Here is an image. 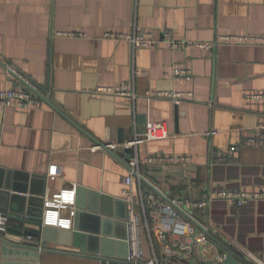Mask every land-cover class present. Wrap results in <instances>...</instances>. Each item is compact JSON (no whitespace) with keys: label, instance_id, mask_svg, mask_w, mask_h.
<instances>
[{"label":"crops","instance_id":"0c3cea01","mask_svg":"<svg viewBox=\"0 0 264 264\" xmlns=\"http://www.w3.org/2000/svg\"><path fill=\"white\" fill-rule=\"evenodd\" d=\"M133 30L149 35L156 46L134 51L128 40L107 37ZM222 36L261 41L219 43L212 53L189 44ZM167 39L188 45L172 49ZM8 68L51 91L41 109H0V175L17 189L41 177L34 179V188L45 192L44 202L64 189L77 191L76 210L88 207L90 191L112 197L111 203L100 201L106 206L99 210L107 217L94 215L110 219L104 226L115 236L124 235L128 206L122 189L131 171L129 159L121 148L114 151L119 160L97 146L118 145L121 131L129 143L149 121L165 122L169 137L140 144L142 162L154 156L191 159L143 163L139 176L161 193L147 191V196L198 201L207 188L264 191V143L244 145L252 136L264 141V101L246 99L264 93V0H0V91L20 85ZM175 70L191 76L176 80ZM133 71L135 103L95 92L131 81ZM148 91L191 96L176 106L170 99L148 102ZM50 165L61 169L55 180L48 177ZM133 189L139 194L137 177ZM3 198L2 191L0 210L5 211ZM208 217L206 227L217 239L250 263L264 264V202L241 209L215 202ZM10 227L40 231L15 221ZM1 237L37 247L41 243L25 235ZM143 241L146 257H151L145 229ZM203 244L214 253L173 248L166 255L161 246L164 264H183L186 258L213 264L217 249L212 242ZM12 250L0 240V264H100L103 258L53 243L39 250L36 259L16 257Z\"/></svg>","mask_w":264,"mask_h":264},{"label":"built area","instance_id":"2783aa9c","mask_svg":"<svg viewBox=\"0 0 264 264\" xmlns=\"http://www.w3.org/2000/svg\"><path fill=\"white\" fill-rule=\"evenodd\" d=\"M66 35L72 37L81 36V34L75 33H67ZM107 37L117 40H128L134 51L141 48H151L157 44L149 35L136 30H133L127 35L109 33L107 34ZM247 41L258 42L261 41V38L222 36L219 37L216 42H198L189 44L212 53L219 43H245ZM165 42L166 45L172 49H179L188 45L182 41H175L172 39H167ZM8 73L15 77L20 82V85L15 89L0 91V109L4 110L9 107H14L16 109L27 111L44 107V104L51 94L50 89L43 90L32 80L12 68H8ZM136 76L137 72L133 71L131 81L111 87H98L95 92L112 95L114 97L126 98L132 103H135L139 98L134 83ZM190 76V71L175 70L174 73L176 80L189 78ZM190 96L191 94L176 91H148L144 98L148 102L153 99H170L176 106H179L185 98ZM246 99L249 101H264V93L250 94L246 96ZM168 137L169 131L165 122L149 121L145 126L144 133L136 135L133 141L124 144L123 147H120L119 145L97 146V148H103L105 150L109 149L112 151L119 148H136L134 157L129 163L131 171L129 175L123 179L122 189V198L128 206L127 242L129 244V255L123 261L102 259L100 264H163V255L160 252L161 246H163L165 254L170 255L173 248H179L186 251L191 250V246L198 249L203 243H214L213 241H210L204 233L198 235L196 240H193L192 236L195 234L197 226L203 227L214 236L213 232L206 227V221L209 219V210L215 202H225L237 209L264 202V191L230 190L226 188H207L203 192L201 199L198 201L174 199L164 196L159 200H154L152 195L147 196L143 189L144 184L139 179V171L143 163L182 162L191 159L188 157L176 156H154L147 157L144 162H142L138 158L137 149L140 144L150 141L165 140ZM263 143L264 141L261 136L248 137L244 141L245 146H261ZM234 150H237V147L232 149V151ZM60 174L61 169L58 165H50L48 177L51 180H55ZM136 177L139 179V194H136L133 189ZM76 199L77 191L75 189H64L48 196L44 202L42 226L71 230L73 228V219L76 215ZM65 211L68 213L66 216L63 214ZM9 228V215L0 210V235L8 234ZM144 229L147 231L149 244L152 249V256L149 258L145 257L143 249ZM168 235L173 239L170 243L165 240V238L168 239ZM27 240L33 241V237L27 236ZM234 251L237 253L236 250ZM240 257L242 256L240 255ZM242 258L247 264H252L246 257L243 256ZM223 260L224 256L217 250V256L214 259L213 264H223ZM187 262H189V260L186 258L185 264Z\"/></svg>","mask_w":264,"mask_h":264},{"label":"water","instance_id":"95a60500","mask_svg":"<svg viewBox=\"0 0 264 264\" xmlns=\"http://www.w3.org/2000/svg\"><path fill=\"white\" fill-rule=\"evenodd\" d=\"M134 140V139H133ZM126 144L125 136L123 131L120 132L118 145L123 147ZM123 149V148H121ZM136 148H124L123 151L129 159L134 157ZM109 153L114 155L120 160L117 153L112 150H107ZM2 175V174H1ZM0 175V192L3 191V206L1 208L5 210V213H10V221L19 222L22 225H33L40 228L38 233H34L23 228H9V233L17 236H32L39 238L41 240L40 247L31 246L25 244L23 240H14L1 237L0 240L7 247L14 250L9 251V253H14V256L19 258L36 259L38 257V251L43 250L48 244H59L64 246H73L79 249L80 254L88 256L91 258H97L102 256V259H111L117 261H123L129 255V244L128 239V226L127 223H122L126 227L124 235H114L109 229H106L104 223H110V219L106 218V211L99 210L100 205L104 208L106 205L101 200H106L111 203L112 197L106 195H98V193L89 192L92 201L88 203V207H79L76 210V215L74 218V225L71 230H63L55 227L42 226V217L44 211V198L45 192L36 193L34 179H41V177H33L32 182L28 185L27 183L21 188L17 189V186L13 185L8 179H2ZM140 181H142L143 189L145 192L151 191L155 195H160L158 191H155L142 176H139ZM13 191L14 193H11ZM157 193V194H156ZM23 194V195H19ZM28 195L30 197H28ZM99 199V200H98ZM2 204V203H1ZM88 211V212H86ZM90 212V213H89ZM94 213H98L102 216H96ZM128 213V209H127ZM126 222V221H125ZM204 233L210 241L215 243L217 250L224 256L223 264H247L246 261L237 254L231 246L220 239L212 236L206 229L201 226H197L195 234L192 236L193 240L196 237ZM167 242V238H165ZM191 251H194L195 247H190ZM5 253L7 248L4 249ZM193 264V261L190 263Z\"/></svg>","mask_w":264,"mask_h":264},{"label":"rangeland","instance_id":"374dc122","mask_svg":"<svg viewBox=\"0 0 264 264\" xmlns=\"http://www.w3.org/2000/svg\"><path fill=\"white\" fill-rule=\"evenodd\" d=\"M146 247H147V245L144 244V241H143V249H144V253H145V249H146ZM201 247H202L201 249H202V250L204 249L205 252H207V253H210V254L214 253V249H212V248L210 247L209 244H207V245L202 244ZM211 252H212V253H211ZM145 257H146V254H145ZM146 258H149V257H146Z\"/></svg>","mask_w":264,"mask_h":264},{"label":"trees","instance_id":"16d2710c","mask_svg":"<svg viewBox=\"0 0 264 264\" xmlns=\"http://www.w3.org/2000/svg\"><path fill=\"white\" fill-rule=\"evenodd\" d=\"M163 264H164V262H163ZM183 264H185V261H183ZM186 264H190L189 262H187Z\"/></svg>","mask_w":264,"mask_h":264}]
</instances>
